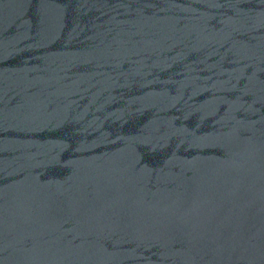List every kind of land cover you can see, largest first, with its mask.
Here are the masks:
<instances>
[{"label":"water","instance_id":"1","mask_svg":"<svg viewBox=\"0 0 264 264\" xmlns=\"http://www.w3.org/2000/svg\"><path fill=\"white\" fill-rule=\"evenodd\" d=\"M0 264H264V0H0Z\"/></svg>","mask_w":264,"mask_h":264}]
</instances>
